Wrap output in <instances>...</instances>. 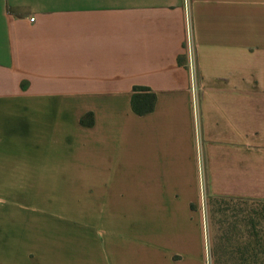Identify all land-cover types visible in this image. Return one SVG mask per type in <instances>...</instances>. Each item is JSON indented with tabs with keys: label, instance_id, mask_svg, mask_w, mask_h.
Returning a JSON list of instances; mask_svg holds the SVG:
<instances>
[{
	"label": "crops",
	"instance_id": "0c3cea01",
	"mask_svg": "<svg viewBox=\"0 0 264 264\" xmlns=\"http://www.w3.org/2000/svg\"><path fill=\"white\" fill-rule=\"evenodd\" d=\"M136 88L152 112H134ZM111 178L186 201L152 257L119 264H205L192 205L264 203V0H0V212L26 209L12 196L34 181L93 196Z\"/></svg>",
	"mask_w": 264,
	"mask_h": 264
},
{
	"label": "rangeland",
	"instance_id": "374dc122",
	"mask_svg": "<svg viewBox=\"0 0 264 264\" xmlns=\"http://www.w3.org/2000/svg\"><path fill=\"white\" fill-rule=\"evenodd\" d=\"M105 181L92 184L93 196L79 186L68 191L67 180L62 179L34 181L24 195H13L26 209L13 205L7 220L0 212V235L6 230L12 237L11 243L1 242L2 256H9L12 264H20L26 254V264H42V256L52 264H85L88 249V264H107L106 252L119 264L125 258L152 257L155 250L149 244L164 235L162 224L186 219L185 196L139 191L133 178H111L107 188ZM55 184H62L61 191L55 190ZM166 203L178 209L171 211ZM191 208L204 221L205 264H264L263 202L203 196L199 210ZM98 223L113 234L100 239ZM87 233L93 236L89 242ZM112 237L126 243L106 248L104 241Z\"/></svg>",
	"mask_w": 264,
	"mask_h": 264
},
{
	"label": "trees",
	"instance_id": "16d2710c",
	"mask_svg": "<svg viewBox=\"0 0 264 264\" xmlns=\"http://www.w3.org/2000/svg\"><path fill=\"white\" fill-rule=\"evenodd\" d=\"M136 94L134 95L132 99V107L135 113L138 115H146L147 113H150L155 108L156 103V96L154 94H142L144 92H148L147 89H135ZM140 92V93H139ZM82 125H91L92 122H87L85 118L81 120Z\"/></svg>",
	"mask_w": 264,
	"mask_h": 264
},
{
	"label": "built area",
	"instance_id": "2783aa9c",
	"mask_svg": "<svg viewBox=\"0 0 264 264\" xmlns=\"http://www.w3.org/2000/svg\"><path fill=\"white\" fill-rule=\"evenodd\" d=\"M31 21H34V19L32 18Z\"/></svg>",
	"mask_w": 264,
	"mask_h": 264
}]
</instances>
